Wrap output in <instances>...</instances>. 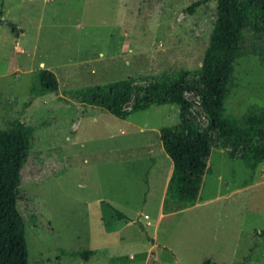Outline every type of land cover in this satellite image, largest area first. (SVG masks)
Returning a JSON list of instances; mask_svg holds the SVG:
<instances>
[{"label": "rangeland", "instance_id": "rangeland-1", "mask_svg": "<svg viewBox=\"0 0 264 264\" xmlns=\"http://www.w3.org/2000/svg\"><path fill=\"white\" fill-rule=\"evenodd\" d=\"M195 1L0 0V128L16 120L33 128L17 201L29 264H264V162L214 147L203 183L204 192L216 188L212 198L183 205L166 196L173 162L160 141L162 127L182 131L179 108L120 118L72 99L131 79L130 110L164 74L188 70L194 85L216 18L214 2L189 14ZM243 41L262 58L234 63L223 115L238 121L264 110V34L249 29ZM40 62L59 88L35 97ZM185 97L208 134L199 98Z\"/></svg>", "mask_w": 264, "mask_h": 264}, {"label": "trees", "instance_id": "trees-1", "mask_svg": "<svg viewBox=\"0 0 264 264\" xmlns=\"http://www.w3.org/2000/svg\"><path fill=\"white\" fill-rule=\"evenodd\" d=\"M209 2L216 4V18L202 67L195 73L194 85L189 82L191 72L188 70L164 74L138 90L139 96L130 110L125 106L135 90L131 79L90 86L71 93L76 102L101 108L120 118L151 106L179 108L183 114L182 131L177 132L170 126L162 127L160 141L173 162L167 198L183 205L196 203L214 147L232 145V156L254 164L264 162V110L251 109L241 121L223 115L224 99L236 59L247 53L262 58L255 48L247 51L243 40L244 32L249 29L264 34V0H197L187 12L192 14ZM9 25L14 31L15 26ZM35 77L34 87L31 88L33 96L58 91L54 73L37 71ZM187 91L199 98L209 122L208 134L200 131L193 116L189 117L190 103L185 97ZM32 139L33 128L21 121L12 122L8 129L0 128V264H29L26 226L17 209V201ZM117 217L123 219L125 216L117 212ZM260 235H264V231ZM89 255L83 254L86 258ZM201 264L213 263L206 259Z\"/></svg>", "mask_w": 264, "mask_h": 264}, {"label": "crops", "instance_id": "crops-1", "mask_svg": "<svg viewBox=\"0 0 264 264\" xmlns=\"http://www.w3.org/2000/svg\"><path fill=\"white\" fill-rule=\"evenodd\" d=\"M21 51H22V50H21ZM99 55H100V56H103V53H100ZM82 62H84V61H82ZM40 65L43 67V70H48L47 72H51V71L53 70V68H48V69H46L45 64H44L43 62H40ZM43 70H42V71H43ZM38 71H40V70H38ZM52 73H53V72H52ZM54 74H55V73H54ZM55 76H56V78H57V80H58V77H57L56 74H55ZM65 76L70 77L71 75L66 74ZM58 85H59V83H58ZM74 91H75V90H74ZM46 94H51V93H46ZM78 103H79V102H78ZM79 104H81V103H79ZM81 106H90V105L81 104ZM93 107H95V106H93ZM100 109H101V108H100ZM81 110H82V109H81ZM78 111H79V110H78ZM125 118H126V117H125ZM210 169H211V166H210V160H209V162H208V168H207V171H206L205 177H206V175L210 172ZM172 173H173V167H172L171 170H169V171L167 172V175H166V176H167V178H166V187H165L166 196H167V187H168V183H169V180H170V178H171V176H172ZM213 173H215V171H214ZM215 175H218V172H217ZM205 177H204V179H205ZM203 183H204V181H203ZM215 189H216V188H215ZM215 189H214V188H213V189L211 188L210 190H208V192H204V191H203V184H202L201 189H200V193H199V196H198V199H197L196 203L192 204L191 206H196V205L201 204L200 201H201L202 197H204L205 199H206V198H207V199L212 198ZM217 189H219V188H217ZM217 192H218V191H217ZM145 218H146V219L148 218L147 215L145 216ZM154 246H155L154 244L151 245V248H153ZM204 260H206V259H204ZM204 260H202V262H203ZM209 260H210V259H209ZM211 262H212V261H211ZM219 262H220V260H219ZM212 263H213V264H218L216 261H213Z\"/></svg>", "mask_w": 264, "mask_h": 264}]
</instances>
